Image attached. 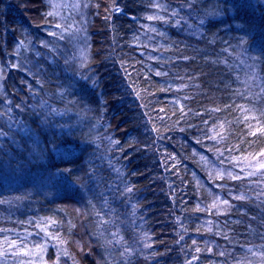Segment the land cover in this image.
Listing matches in <instances>:
<instances>
[{
	"label": "trees",
	"instance_id": "trees-1",
	"mask_svg": "<svg viewBox=\"0 0 264 264\" xmlns=\"http://www.w3.org/2000/svg\"><path fill=\"white\" fill-rule=\"evenodd\" d=\"M263 156L264 0H0L1 251L261 264Z\"/></svg>",
	"mask_w": 264,
	"mask_h": 264
},
{
	"label": "rangeland",
	"instance_id": "rangeland-1",
	"mask_svg": "<svg viewBox=\"0 0 264 264\" xmlns=\"http://www.w3.org/2000/svg\"><path fill=\"white\" fill-rule=\"evenodd\" d=\"M264 156L261 159L245 164L247 169L248 177H259L261 181L264 180ZM164 169L166 168L163 165ZM16 184V181H15ZM48 184V183H47ZM47 184L45 186H47ZM49 185V184H48ZM262 190L264 192V181L262 182ZM264 195V193H263ZM29 236L26 237L25 241H21V237L17 236L13 240H10L2 245V251L0 252V262L7 263L11 262L13 264H50L48 263L47 254L52 247L48 242H43V244H28ZM11 241H15V245L9 246ZM112 243V241H111ZM59 252V248H56ZM264 250L254 252V257L260 258L261 264H264ZM263 255V256H261ZM253 258V257H252ZM56 264H60L58 261Z\"/></svg>",
	"mask_w": 264,
	"mask_h": 264
},
{
	"label": "snow or ice",
	"instance_id": "snow-or-ice-1",
	"mask_svg": "<svg viewBox=\"0 0 264 264\" xmlns=\"http://www.w3.org/2000/svg\"><path fill=\"white\" fill-rule=\"evenodd\" d=\"M149 19H152V17H149ZM58 27H59V25H58ZM262 167H264V166H262ZM129 191H131V189H129ZM238 198H242V197H238ZM224 203H227V201H224ZM15 243H16L15 241H11L9 246L11 247V246L15 245Z\"/></svg>",
	"mask_w": 264,
	"mask_h": 264
}]
</instances>
